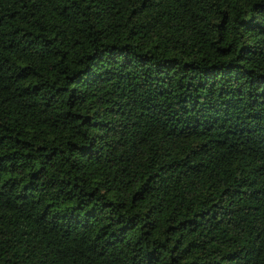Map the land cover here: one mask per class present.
<instances>
[{"label":"trees","instance_id":"16d2710c","mask_svg":"<svg viewBox=\"0 0 264 264\" xmlns=\"http://www.w3.org/2000/svg\"><path fill=\"white\" fill-rule=\"evenodd\" d=\"M0 264H264V0H0Z\"/></svg>","mask_w":264,"mask_h":264}]
</instances>
